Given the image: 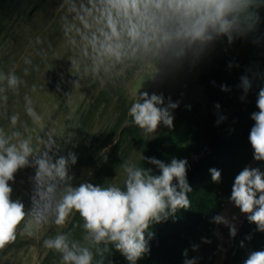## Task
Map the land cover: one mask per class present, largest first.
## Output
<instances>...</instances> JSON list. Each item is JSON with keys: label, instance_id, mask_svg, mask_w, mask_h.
<instances>
[{"label": "clouds", "instance_id": "clouds-1", "mask_svg": "<svg viewBox=\"0 0 264 264\" xmlns=\"http://www.w3.org/2000/svg\"><path fill=\"white\" fill-rule=\"evenodd\" d=\"M262 9L264 0H55L47 25L29 36L31 50L23 56L20 72L15 64L0 68V249L18 238L39 239L43 233L42 247L58 254V264H111L108 258L114 252L127 264H138L150 252L152 226L190 207L188 160L173 157L166 163L140 152V159L153 167L122 162V185L77 177V154H65L73 127L59 131L50 113L38 109L33 94L52 95L59 106L84 97V90L94 86L127 89L135 81L138 87L126 122L145 136L156 133L158 126L172 129L181 100L163 91H141L144 83L159 87L191 72L218 45L225 51L237 41L264 45ZM57 60L68 62V78L59 72L52 93L44 74ZM233 67L240 65L229 61L227 68ZM41 69L42 82L27 87L25 77ZM257 81V111L250 116L254 123L248 142L253 160L264 162V69L259 62L244 67L237 87L244 101ZM22 87L27 91L21 103ZM219 88L232 90L223 83ZM10 95L17 98L11 109ZM184 107L191 110L190 104ZM213 107L218 126L226 116L219 102ZM25 169L31 170L26 182L21 181L26 188L13 198L15 176ZM208 171L219 183L221 171ZM227 203L255 225V232L264 233V170L245 166L234 178ZM236 221L237 216L225 210L210 223L227 228L232 239ZM70 222L72 227L62 230ZM252 235H245L239 248L244 249ZM210 243L204 236L199 243L191 242L181 252L182 264H200L201 257H189V251L197 253L201 244ZM242 264H264V248L249 250Z\"/></svg>", "mask_w": 264, "mask_h": 264}, {"label": "rangeland", "instance_id": "rangeland-1", "mask_svg": "<svg viewBox=\"0 0 264 264\" xmlns=\"http://www.w3.org/2000/svg\"><path fill=\"white\" fill-rule=\"evenodd\" d=\"M54 7L55 0H0V68L7 70L15 64L18 73L20 72L23 67L22 58L31 50L29 36L44 29ZM218 49L217 46L215 50ZM227 51L239 53V50L234 48ZM54 64L55 68L44 74L46 87L52 93H55L59 72H64L68 78L66 73L68 62L57 60ZM41 75L42 69L41 72H32L25 77L27 87L33 82H42L39 80ZM27 87L21 88L19 98L21 103ZM137 87L135 81L130 83L127 89L94 86L84 90L86 94L84 97H76L71 104L61 101L59 106L57 99L52 95L33 94L38 109L50 113L52 123L59 131H66V125L73 127L69 129L72 139L66 146L65 154L68 150L77 154V163L73 167L77 177L88 179L95 184L122 185L123 174L120 164L124 161L139 164L140 152L144 155L143 141L157 136L160 132L169 135L167 141L169 146L187 147L188 124L184 121L173 122L172 129L158 126L156 133L149 136H145L140 129L126 122L129 119L127 109L134 99L132 92ZM67 90V86H64V91ZM144 90L163 91L166 97L170 95L173 100L180 99L179 107L187 104L204 106L206 100L202 87L193 81L187 71L159 87L146 81L141 91ZM16 99L10 95L9 109ZM258 166L264 170V162L255 161L251 167ZM30 171L25 169L16 174L13 198L26 188V183L22 185L21 181L26 182ZM226 210L229 216L233 214L237 216L238 232L245 216L240 215L238 209L232 208L231 205ZM70 227L72 222L62 230ZM75 231L76 235H79V228ZM44 235L42 233L39 239L18 238L14 243L0 249V264H58V254L42 247ZM208 238L211 243L201 244L195 254L201 257L200 264H225L234 238H229L227 228L218 225L214 226Z\"/></svg>", "mask_w": 264, "mask_h": 264}, {"label": "trees", "instance_id": "trees-1", "mask_svg": "<svg viewBox=\"0 0 264 264\" xmlns=\"http://www.w3.org/2000/svg\"><path fill=\"white\" fill-rule=\"evenodd\" d=\"M261 15L264 18V9ZM261 29L264 31V24ZM218 48L196 69L187 71L193 81L202 87L206 98L204 106L194 104L191 110H187L183 105L174 112V122L184 121L188 124L187 147L169 146V135L164 132L143 141L145 157H156L166 163L173 157L188 160L190 167L187 179L192 192L189 193L191 203L188 209H182L174 218L152 226L150 252L138 264H182V250L189 247L191 242L199 243L202 236L208 238L211 235L215 226L210 223L211 217L229 206L227 198L235 176L245 166L251 167L255 162L248 135L254 123L250 119L251 113L257 111L256 94L260 82L253 85L244 101L239 99L241 91L237 85L244 67L250 63L259 62L264 69V45L258 47L250 42L237 41L229 49H237L239 53L220 50L224 49L223 45H218ZM229 61H235L240 67L228 69ZM212 81L216 82V86H213ZM221 83L231 86L232 90L222 92L219 88ZM217 102L221 105V114L226 116L218 126L215 124L217 117L213 107ZM138 165L153 167L142 159ZM213 167L221 171L219 183L211 180L208 170ZM254 229L255 225L249 224L244 218L232 241L225 264H242L249 250L264 248V233L255 232ZM249 233L253 234L252 240L245 241L244 249L239 248V241ZM195 254L189 251V257ZM108 259L111 264H127L125 258L117 252Z\"/></svg>", "mask_w": 264, "mask_h": 264}]
</instances>
